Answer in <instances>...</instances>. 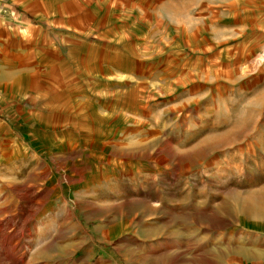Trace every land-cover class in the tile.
Listing matches in <instances>:
<instances>
[{
  "label": "rangeland",
  "instance_id": "1",
  "mask_svg": "<svg viewBox=\"0 0 264 264\" xmlns=\"http://www.w3.org/2000/svg\"><path fill=\"white\" fill-rule=\"evenodd\" d=\"M0 264H264V0H0Z\"/></svg>",
  "mask_w": 264,
  "mask_h": 264
},
{
  "label": "crops",
  "instance_id": "2",
  "mask_svg": "<svg viewBox=\"0 0 264 264\" xmlns=\"http://www.w3.org/2000/svg\"><path fill=\"white\" fill-rule=\"evenodd\" d=\"M37 46H38V45H37ZM37 46H35V47H36V51H38V50H37ZM50 48H51V49H56V46H52V45L49 44V45H48V49H50Z\"/></svg>",
  "mask_w": 264,
  "mask_h": 264
}]
</instances>
